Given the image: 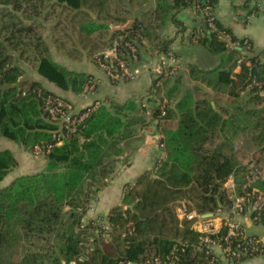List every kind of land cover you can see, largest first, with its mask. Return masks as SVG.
<instances>
[{
  "label": "trees",
  "instance_id": "1",
  "mask_svg": "<svg viewBox=\"0 0 264 264\" xmlns=\"http://www.w3.org/2000/svg\"><path fill=\"white\" fill-rule=\"evenodd\" d=\"M21 1L30 3L0 0V139L32 154L36 146L51 147L40 154L45 161L41 170L17 176L0 189V264H150L154 259L159 264H219L206 253L203 235L188 223L180 225L174 204L193 200L200 215L231 205L224 183L233 176L240 194L245 167L234 154V142L241 134H250L257 149L254 156L260 155L254 164L263 171L264 50L255 49L248 38L234 36L215 17L217 0H172L171 5L161 0L157 8L122 30L123 42L147 40L148 51L167 54L171 41L156 45L154 32L170 22L182 33L185 27L177 15L194 7L198 26L190 39L223 62L211 70L192 66L190 76L226 98L220 97L218 105L217 95L200 100L187 91L179 96L173 75L153 78L152 94L167 89L165 97L173 104L164 105V116L162 99L151 110V119L162 127L159 146L163 155L150 172L124 186L120 204L106 216V232L91 221L83 224L82 219L114 172L120 141L133 135L130 127L142 124L143 117H136L140 111L132 102L113 103L110 111L92 105L85 108L89 113L77 131L57 146L58 126L44 114L41 99L53 93L38 82H21L25 71L18 62L32 54L43 79L75 95L95 82L53 60L35 27L18 15L27 12L21 9ZM43 1L68 11L87 7L86 0ZM94 1L97 13L107 15L111 0ZM251 1L243 0L246 16L259 11ZM210 16H214L212 26L208 25ZM27 19L33 17L28 14ZM104 28L84 20L79 30L91 36ZM236 67L239 72L233 73ZM167 120H174L175 127ZM15 165L11 151L0 150V182ZM253 186L264 191V180L257 179ZM261 220L264 224V214Z\"/></svg>",
  "mask_w": 264,
  "mask_h": 264
},
{
  "label": "crops",
  "instance_id": "2",
  "mask_svg": "<svg viewBox=\"0 0 264 264\" xmlns=\"http://www.w3.org/2000/svg\"><path fill=\"white\" fill-rule=\"evenodd\" d=\"M123 1L125 6H122L118 11L120 13L108 10L107 15L105 13L99 15L95 10L96 14L93 16L89 9L85 10V7L76 10L79 13L78 18L75 17L74 20L77 25L83 19L105 25V28L100 32L94 33L92 36L85 35V42L86 40L89 42L83 43L81 49L84 51L81 58L79 56L78 60H68L69 64L74 65L73 68L69 67V70L91 76L95 86L93 91L84 95L82 93L75 95L71 91L57 90L58 94H61L60 96L72 103L76 110L85 109L98 103V106H103L110 111L113 103L123 105L126 102H132L140 111L139 114H135L136 117H143L142 124L130 127L132 131L134 130L133 135L120 141L122 149L119 157L114 158L118 159L114 172L107 185L93 199L94 211L87 213L85 218L88 219L94 217L106 218L109 210L120 204L124 186L133 183L141 174L150 172L163 155L159 146V141L162 138V127L151 119V110L159 104V99H162L161 107H164L166 103H169V107L173 104L165 97L167 89L163 90L162 88L158 95L152 94L153 90L150 91L152 80L155 77L153 68L158 64L159 57L172 54L178 61L172 75L174 77L173 82L178 86L179 96L187 91H190L193 97L200 100L217 95L218 101L216 103L218 105L222 104L220 97L222 99L226 98V94L223 92H215L190 76L192 66L203 70H211L220 67L223 62L219 57L209 53L204 46L195 44L190 39L192 31L198 26V22H195L196 12L191 9L177 15L178 20L185 27V31L182 33L177 32V29L170 22H166L154 32V37L158 39L155 41V43L158 42L156 45H159L162 40L171 41L167 54L148 51L149 42L142 40V44H139L141 48H138L139 58L136 61L129 60L127 62L129 71L134 75L132 79L112 80L99 70L93 64V55L102 48L105 51L110 49L114 41L123 36L122 30L129 29L134 24L135 18H140L157 8L161 0ZM171 1L167 0L168 5H171ZM251 3L259 9L253 17L246 16V10L242 5L243 0H217L215 17L223 25L230 28L234 36L239 39L248 38L252 41L255 49L264 50V0H252ZM86 49L90 50L89 55L86 54L89 51ZM54 61L56 62V60ZM80 64H84V68ZM222 66L227 67L226 64ZM238 72L239 67H236L233 73ZM212 106L215 107V104L212 103ZM166 123L170 124L171 127H175L174 120H167ZM123 131L125 132V129ZM9 143L10 145L4 149H9L12 153L17 149V145L11 141ZM262 174L264 176V172ZM20 175L24 174H17L15 177ZM245 225L248 233L264 236V228L253 226L248 222ZM241 264H264V255L257 256Z\"/></svg>",
  "mask_w": 264,
  "mask_h": 264
},
{
  "label": "built area",
  "instance_id": "3",
  "mask_svg": "<svg viewBox=\"0 0 264 264\" xmlns=\"http://www.w3.org/2000/svg\"><path fill=\"white\" fill-rule=\"evenodd\" d=\"M191 10L195 11L193 7ZM206 11V10H205ZM254 15H251L253 17ZM214 16L208 18V25L212 26ZM123 37H119L112 44L111 48L93 55V64L112 80H130L133 74L129 71L127 62L137 60V47L133 43L123 42ZM229 42L227 37L223 38ZM247 39L244 40V44ZM232 46L234 44H231ZM126 52V55L124 52ZM178 65V61L172 54H167L158 58V64L153 68L155 77L172 75ZM255 84L254 82L248 86ZM94 84L86 86L82 94L93 91ZM42 110L48 120L58 126L56 133L59 146L63 139L74 134L78 127L87 117L89 110L76 108L64 97L47 94L42 98ZM98 106V103L94 104ZM82 111V112H81ZM165 115L164 107L161 108V116ZM51 146H36L34 154L48 153ZM248 177L242 185L240 194L234 192L235 179L230 176L224 187L229 194L231 205L226 209H220L215 214H210V218L198 214L189 201H180L174 207L175 215L179 222L188 223L191 230L203 235L201 242L206 247V253L211 256L212 261L219 264H241L257 256L264 255V236L250 234L246 230L245 223L264 228L261 223L264 214V191H260L253 183L257 179H264L263 174L257 168H252L250 173L245 172ZM93 211V207H90ZM96 226L103 228L106 232L109 226L106 219L97 218ZM174 259V257H173ZM150 264H159L154 259ZM172 264V263H171Z\"/></svg>",
  "mask_w": 264,
  "mask_h": 264
},
{
  "label": "rangeland",
  "instance_id": "4",
  "mask_svg": "<svg viewBox=\"0 0 264 264\" xmlns=\"http://www.w3.org/2000/svg\"><path fill=\"white\" fill-rule=\"evenodd\" d=\"M21 2H22L21 9H24V8L27 9L26 13H23L20 11L18 12V15L23 20L25 19L24 23H26L27 25L31 24L35 27L36 32L39 33L40 36L43 38L44 43L46 44L48 51L51 54V57L54 60H56L58 64L64 66L68 70H69V67L73 68L74 65L69 64L68 60H72V59L78 60L79 56L81 58V55L83 54V51H84L83 49H81L83 46V43L89 42L87 40L85 42V38H86L85 34L79 30L81 23L84 22V19L81 20V22H79V24L77 25V22L75 23L74 21L75 17L79 15L77 11L64 10L62 6H56L50 1L29 0L30 3L28 5L25 4L24 1H21ZM85 4L87 6L85 7V10L87 11L89 9L90 12L92 13L91 15L94 16L96 14L94 11L97 9V7L95 8V6H93L95 5V1L86 0ZM122 6H125L123 0H111L109 2L108 10L116 13V11L120 10ZM7 8L10 11L13 10V7H7ZM28 14L31 15V18L33 17V19L26 20V17ZM85 21H88V19H86ZM86 50H89V49H86ZM100 50H99L100 52L105 51L103 48ZM86 54L89 55L90 50L86 52ZM18 65H20L25 71L24 76L20 78L21 82L23 81L38 82L46 90L48 89L52 90L51 92L53 94L59 95V96L61 95V94H58L57 92V90L58 91H61V90H59L56 86L50 84L48 81L43 79L38 74L37 69H36L37 62L33 60L32 54L28 53L25 58H22L21 62H18ZM80 66L84 68V64H80ZM8 145H10L9 140L3 139V138L0 139V150H3L4 148L8 147ZM256 151L257 149L254 146V143L251 139L250 134L248 133L241 134L238 137V139L234 142V154L236 158L238 159L239 163L245 167V172L247 171L248 173H250V170L254 167V168H257L258 171L263 173L264 157H261V167L263 168V171L260 170L259 167H257L254 164V158L256 159L260 157V155L254 156V153ZM12 154L16 161V165L14 166L11 173H9L7 177L3 181L0 182V189L6 186L15 177V175L32 174V173L38 172L44 166V163L42 161L44 159L40 154L35 155L32 153H29L18 145H17V149L12 151ZM247 178L248 177L245 176L244 181H246ZM234 192L238 194L236 181H235V186H234ZM229 194L232 195V191L228 192V195ZM181 201H184V200H181ZM186 201H189L191 205L194 206L193 200L192 201L186 200ZM178 202L180 201H177L174 204V207L176 206ZM90 207H93V211H94V200L91 201L87 213L93 212L91 211ZM87 213L82 219L83 224H86L87 222L91 221L92 224L96 226L98 224L96 223L97 218H101V217H94V218L88 219V218H85ZM208 214H212V213H208ZM103 219H106V218H103ZM179 223L180 225L184 224V222H179Z\"/></svg>",
  "mask_w": 264,
  "mask_h": 264
},
{
  "label": "water",
  "instance_id": "5",
  "mask_svg": "<svg viewBox=\"0 0 264 264\" xmlns=\"http://www.w3.org/2000/svg\"><path fill=\"white\" fill-rule=\"evenodd\" d=\"M135 46L137 48H141L140 45L137 43V42H134ZM205 217H210L211 215L210 214H207V215H204Z\"/></svg>",
  "mask_w": 264,
  "mask_h": 264
}]
</instances>
